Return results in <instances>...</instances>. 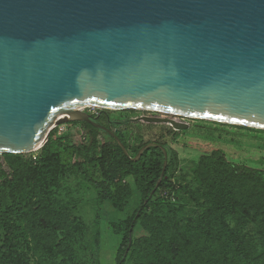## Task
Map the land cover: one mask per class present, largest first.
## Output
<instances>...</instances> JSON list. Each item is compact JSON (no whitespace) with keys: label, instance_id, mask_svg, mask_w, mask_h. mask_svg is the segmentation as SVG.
Listing matches in <instances>:
<instances>
[{"label":"water","instance_id":"obj_1","mask_svg":"<svg viewBox=\"0 0 264 264\" xmlns=\"http://www.w3.org/2000/svg\"><path fill=\"white\" fill-rule=\"evenodd\" d=\"M87 107L264 130V0H0V155L86 121L131 157Z\"/></svg>","mask_w":264,"mask_h":264},{"label":"trees","instance_id":"obj_2","mask_svg":"<svg viewBox=\"0 0 264 264\" xmlns=\"http://www.w3.org/2000/svg\"><path fill=\"white\" fill-rule=\"evenodd\" d=\"M99 113L96 122L111 130L124 125L115 135L131 157L110 131L86 121H75L83 124L86 137L79 145L64 144L56 128L36 158L0 155V264H29L31 258L36 264H88L91 228L73 213L82 182L94 187L98 204L108 201L126 213L134 195L128 177L139 204L131 216L112 223L114 233L123 236L116 264H261L244 228L251 219L264 223V169L234 162L215 148L192 172L177 175L178 153L164 141L174 134L172 128L157 138L151 125L134 133L131 119ZM131 134L135 142L128 139ZM150 142L165 146L169 156L157 188L165 162L162 148L149 147L133 159ZM190 176L196 185L188 183ZM190 203L198 212L187 217Z\"/></svg>","mask_w":264,"mask_h":264},{"label":"rangeland","instance_id":"obj_3","mask_svg":"<svg viewBox=\"0 0 264 264\" xmlns=\"http://www.w3.org/2000/svg\"><path fill=\"white\" fill-rule=\"evenodd\" d=\"M85 111L93 115L105 112L110 115L111 119L117 121L131 119V122L135 125L134 133H137L138 129H144L147 125H151L152 131L156 133L155 136L157 138H159L160 131L164 130L168 132L172 128L174 134L166 136L164 141L168 147L175 149L178 153L180 169L177 175L182 174L184 171L192 172L194 164L200 157L209 154L215 148L223 149L227 153L228 158L234 162L264 169V131L256 130V128H243L239 125L146 110H102L88 107ZM144 117L170 119L187 125V128H175L170 123L148 122L143 119ZM123 127V124L116 125L112 127V131L116 132L117 129ZM56 128L58 129L57 136L63 137L62 142L64 144L79 145L86 139L82 123L62 122ZM135 137V134H131V138L128 137V139L135 142ZM149 137L151 138V136H147L145 139L147 140ZM23 154L36 158L39 150ZM127 180L134 189V195L126 213L117 211L108 201L98 204L96 201L97 192L94 187L87 181L82 182V196L73 213L91 228L89 236L91 245L86 252L88 264H116L117 262L116 257L123 236H118L114 233L112 223L131 216L139 204V193L134 180L131 177H128ZM188 183L196 185L191 176ZM195 206L194 203H190L184 215H187V217L195 215L198 212ZM244 231L247 233L250 248L260 263L264 264V223L251 219L245 226ZM141 233L142 230L140 228L135 233V237ZM97 239L99 240L97 244L98 251H94V242ZM29 264H36V260L31 258ZM127 264H132V262H128Z\"/></svg>","mask_w":264,"mask_h":264},{"label":"flooded vegetation","instance_id":"obj_4","mask_svg":"<svg viewBox=\"0 0 264 264\" xmlns=\"http://www.w3.org/2000/svg\"><path fill=\"white\" fill-rule=\"evenodd\" d=\"M101 115H102V113H99V114H98L97 116H95V117H98V118H99Z\"/></svg>","mask_w":264,"mask_h":264},{"label":"bare ground","instance_id":"obj_5","mask_svg":"<svg viewBox=\"0 0 264 264\" xmlns=\"http://www.w3.org/2000/svg\"><path fill=\"white\" fill-rule=\"evenodd\" d=\"M88 108V107H87Z\"/></svg>","mask_w":264,"mask_h":264}]
</instances>
